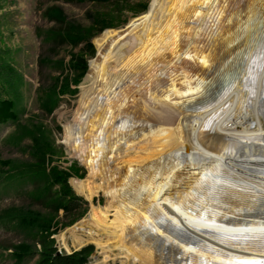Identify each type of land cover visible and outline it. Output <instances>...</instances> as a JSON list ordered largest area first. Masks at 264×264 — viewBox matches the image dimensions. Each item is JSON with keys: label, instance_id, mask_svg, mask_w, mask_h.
Returning <instances> with one entry per match:
<instances>
[{"label": "bare ground", "instance_id": "bare-ground-1", "mask_svg": "<svg viewBox=\"0 0 264 264\" xmlns=\"http://www.w3.org/2000/svg\"><path fill=\"white\" fill-rule=\"evenodd\" d=\"M166 1L94 40L65 142L88 170L75 193L108 200L74 245L98 264H264V0Z\"/></svg>", "mask_w": 264, "mask_h": 264}, {"label": "rangeland", "instance_id": "rangeland-1", "mask_svg": "<svg viewBox=\"0 0 264 264\" xmlns=\"http://www.w3.org/2000/svg\"><path fill=\"white\" fill-rule=\"evenodd\" d=\"M115 1L120 0H111L105 5L0 0V54L18 75L9 86L12 89H6L0 82V99H13L17 115L16 120L0 124V162H8L0 164V264L13 263L9 249L19 243L35 244L36 250L41 249L38 244L43 238L39 234L40 228L32 230L21 224L23 215L39 216L37 225H48L49 239L57 252L71 253L92 246L87 264H98L103 258L101 251L92 243L82 247L74 245L70 234L79 222L88 219L91 206L104 207L108 199L99 193L92 201H87L73 190L70 181L85 179L88 170L67 146L65 127L76 122L75 113L83 93L80 86L84 84L90 88V84L84 82L91 62L97 58L94 40L108 30L123 31L129 23L147 13L152 4V0ZM57 7L65 16L63 22L53 18L55 14L52 11ZM100 20L114 28L98 32L100 24L97 21ZM68 21L92 36L90 43L94 54L87 48L85 39L76 44L69 40L63 44L58 42L56 30L67 29ZM257 43L256 38L250 45L246 44L244 52H238L231 68L223 73L222 80L233 81L238 73L242 75L257 49ZM77 58L86 62L87 69L75 85L73 81L81 70H74L71 62L76 63ZM65 82L75 92L60 94L58 86ZM55 84V100L48 105L51 97L49 88ZM46 105L50 112L45 109ZM53 171L68 175L66 186L80 199L68 213L54 209V201L62 193L63 184L53 182ZM62 234L64 241L58 239ZM107 238L103 235L100 241L107 244ZM107 250L123 258L113 243ZM36 261L37 257L22 264H34ZM106 264H121V261L118 259Z\"/></svg>", "mask_w": 264, "mask_h": 264}, {"label": "trees", "instance_id": "trees-1", "mask_svg": "<svg viewBox=\"0 0 264 264\" xmlns=\"http://www.w3.org/2000/svg\"><path fill=\"white\" fill-rule=\"evenodd\" d=\"M51 2L56 1H63L66 4H85V3H92L95 5H105L106 3H109L111 0H49ZM123 1V0H122ZM120 1H115L114 3H118ZM53 9V13L55 14V20L59 22L64 21V15L62 14L61 10ZM95 20V19H94ZM99 22V29L98 32H101L105 29L114 28L111 25L105 23L100 20ZM57 38L60 40L59 43L63 44L65 40H69V42H73V44H76L80 42L81 40L85 39V43L87 48H89L94 54L93 46L90 43V39L92 36L87 35L79 26H76V24L72 21L67 22V29H58L56 30ZM72 68L74 70L80 69L81 73L78 75V78L73 81V83L76 85L80 82L82 79L87 67L86 62L77 58L76 63L71 62ZM18 75L15 73L14 69L7 65L3 61V57L0 54V82L4 83L6 86V89H12L9 86L13 85V80L17 79ZM2 83V84H3ZM55 84L52 88H49L51 97L48 98V105L55 100L56 95V87ZM58 92L60 94H64L65 92H75L69 89V83L65 82L62 83V85L58 86ZM15 102L13 99H0V124L7 123L8 121H14L17 119V115L15 112ZM45 109H48L50 112V108L45 106ZM0 164L6 165L8 162H0ZM54 183H61L63 184L62 193L57 195L56 200L54 201V209L57 210H63L66 213L71 211L75 207V202L79 201L80 199L75 196L72 191L69 189L68 186H66V174L63 173H57L53 171ZM52 182V184H53ZM26 214V213H25ZM28 217V218H27ZM25 215L20 217L21 224L25 225V227H30L32 230L36 229L37 227L40 228L39 234L43 235L42 239L38 242V244L41 246L40 250H36L35 244L31 243H25L12 246L10 250V257L13 260L12 264H22L26 260H30L32 258L37 257V261L34 264H87L88 258L92 251V246H85L77 251H72L71 253H65L61 252L57 254L56 248L53 247V241L49 239V231H48V225L41 224L37 225V221L39 220V216H27Z\"/></svg>", "mask_w": 264, "mask_h": 264}, {"label": "water", "instance_id": "water-1", "mask_svg": "<svg viewBox=\"0 0 264 264\" xmlns=\"http://www.w3.org/2000/svg\"><path fill=\"white\" fill-rule=\"evenodd\" d=\"M60 252H57V254H59Z\"/></svg>", "mask_w": 264, "mask_h": 264}]
</instances>
